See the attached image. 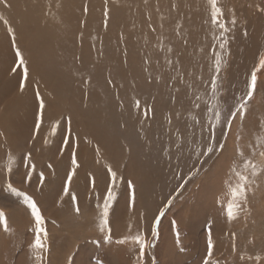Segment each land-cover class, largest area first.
<instances>
[{
	"label": "rangeland",
	"instance_id": "374dc122",
	"mask_svg": "<svg viewBox=\"0 0 264 264\" xmlns=\"http://www.w3.org/2000/svg\"><path fill=\"white\" fill-rule=\"evenodd\" d=\"M99 2L102 6L100 17L103 30L100 31L96 23L91 31L85 29V23L81 25L75 23L73 34L77 33L76 40L78 41V38L91 39V34L98 33L96 37L99 38L96 39L102 42L106 40L115 45V43L124 42L127 38L128 45L126 47L122 45L123 48L125 47L123 51L117 47L105 49L110 54L117 50L118 55L123 58V62L130 61L129 58L133 56L138 58L152 55L154 51L149 49L148 43L144 45L142 42L150 38L149 35L154 34L151 24L155 21H149L148 17L140 18L139 16L119 18L121 23L118 22V24L121 26L114 27L115 20L109 17L108 8L117 9L120 15V11L126 10L125 6L121 7L117 3L112 4L108 0ZM138 2L143 11H146L145 9L162 11L164 6L154 7L152 4L154 0L145 2L139 0ZM1 4L2 2H0ZM37 7L40 11H44L43 14H46V17L48 16L46 7L41 8L40 5ZM77 26L78 32L75 30ZM119 27L120 29H118ZM109 28L113 29L112 32L110 31L111 33H109ZM168 29L166 28V30ZM131 33L133 36L128 37ZM155 33L157 41L161 32L157 29ZM260 36H264V30L260 32ZM133 40L137 43L132 45L131 41ZM77 41H72L71 44H74L78 50L84 48L85 45L80 43V40ZM114 41L116 42L114 43ZM23 43L26 42L23 41ZM87 45L90 46L89 48L85 46L87 56H91V53L104 54L99 52V48L92 43ZM260 45V53L253 61L251 70L254 66L258 67L259 58L264 57V37L263 40L261 38ZM17 46L19 47L15 38V44L11 41L8 43L11 55L10 53L4 55L3 52H0V133H4L0 136V211L5 214L7 219V229H5L3 220H0V264H40L36 260V256L41 255L39 250L31 247L34 242L35 225L34 219L30 215V209L23 203L22 198H18L8 191L6 185L9 182L13 187L33 196L42 209L46 221L44 227L48 233L47 239L44 240L46 248L42 253L44 257L42 264H135L133 258L137 255L138 246L134 244L133 236L137 229L141 232L149 231L154 226V217L161 210L165 212V215L160 218L159 234L152 241L155 247L146 253V256H154L159 264H202L207 250L209 231L215 245L213 259L219 261V264H264V172H261L258 177H252L250 170H246L243 164L245 158L253 159L256 163L264 160L258 155L252 156L251 152L253 148L257 153L264 151V117L258 118L259 122L254 124H251L252 121H248L255 117L250 120L243 119V122L241 119L235 120L231 132L226 133L223 138L218 131L216 139L219 143L225 144V149L221 152L217 148L211 158H208L207 155H199L206 147V138L204 146L198 141H188L189 143L185 142L183 148L180 147V144L177 152L176 148L173 150L169 147H165L161 152L160 135L163 139L164 130H168V132L171 130L172 133L182 130L181 124L177 126L175 123L172 125L166 123L168 125L166 126L160 121L159 125H155L154 128L148 123L151 128L146 124L143 125V130L139 131L124 114L127 111L125 107L129 105V112H133L135 115V103L127 98L124 92H120V94L107 92L106 100L108 102L110 99V101L107 104L105 102L101 109L105 112L106 119L112 120L113 125L110 134H106V137L99 141L96 136L100 135L96 134L94 129L88 128L89 126L82 124L83 129H80V133L78 132L77 129L81 126L79 122L84 116L76 115L75 105L71 103L69 93H65L63 84L47 86V88H52H48V90L44 87V77L38 76L39 73H36L38 69L31 64V58H34L36 62L38 58L45 55L42 52L43 49L26 50L25 60L28 64L27 59H30L31 64L29 66L30 85L28 84L23 92L20 91L22 69L17 68L16 71H13L15 65L19 63L15 56ZM89 59V57H84L85 61ZM45 65L53 66L50 59ZM102 65L106 66L103 63ZM226 76L227 83L232 77V72H228ZM66 77L62 80L70 83L68 80H71V77ZM226 83L223 86L224 89H226ZM261 84L263 86L257 90V94L251 103L249 102L248 107L256 104V108L258 106L261 111H264V75L260 76L259 85ZM80 89H84V85L80 83L77 84V87H73L74 91ZM37 90L45 98L48 107L45 110V121L40 133L35 139H32L38 109ZM2 91L7 93H2ZM245 92L246 85L240 95L238 93L236 97L244 95ZM86 96H92V94L86 93L80 98L82 97L83 100ZM90 98L88 101L93 102L92 97ZM255 99L257 100L254 102ZM166 111L164 107L158 113L165 115ZM178 114L174 113V117ZM62 115H71L73 118L70 140L65 133L66 125L60 119ZM222 118L221 115V123H223ZM197 119L200 120V118ZM144 127L146 128L144 129ZM157 127L159 129H156ZM187 129L196 131L193 121ZM90 136L93 139H90ZM44 140L48 142L44 143ZM64 140L71 143L67 155L62 154L65 149ZM73 141L78 144V147L73 144ZM100 142H103L102 145ZM148 142H151L148 144L149 146L145 144ZM97 147L99 148L98 152ZM171 147L175 146L171 145ZM105 149L106 152H104ZM112 149L113 151H110ZM140 150L141 152L136 155V152ZM29 151L32 152L31 159L26 155ZM72 151L76 152L80 164L74 176L78 180L73 185L79 189V193L76 194L72 190L70 193L79 200L81 207L79 215L73 210L76 201L70 200L68 196H63L61 199L66 176L73 167L71 164ZM240 151H243V157L239 155ZM109 152L111 153L109 154ZM159 152L162 153L161 156ZM63 156H65L64 163L61 159ZM160 160L166 162V170H168V172L166 171L167 175H163V177L155 175L164 168L157 165ZM31 164L35 165L34 171L30 170ZM49 164L52 166L51 168L48 167ZM108 167L116 170L118 175L117 186L113 188L118 199L114 200L110 207L109 216L111 240L107 238V228L103 231L100 228L102 208H97V204L102 206L106 199L105 192L109 186V177L106 172ZM196 169H199L198 174L194 175L181 188L180 185ZM41 172L46 178L42 182L38 179V174ZM172 172L173 174H171ZM153 173L156 176L155 180L152 179ZM236 173L249 175L250 179L254 180V184L249 186L248 203L243 208L233 209L236 218H229L227 205L232 202L231 189L240 183ZM26 175H30L29 181L25 180ZM90 177H95V187L90 186ZM157 178L162 179L156 182ZM128 180H131L136 186L134 208L130 207L128 202L129 188L126 183ZM170 199L172 200L171 206L168 205ZM177 233H179L178 237ZM125 238L128 239L126 245L118 243ZM149 239H151L150 236ZM49 245L50 251L48 250Z\"/></svg>",
	"mask_w": 264,
	"mask_h": 264
},
{
	"label": "bare ground",
	"instance_id": "6f19581e",
	"mask_svg": "<svg viewBox=\"0 0 264 264\" xmlns=\"http://www.w3.org/2000/svg\"><path fill=\"white\" fill-rule=\"evenodd\" d=\"M99 1L100 0H7V3L11 5L10 8L5 7L4 3L0 5V52H3L4 55L11 52L8 47V43L10 41L12 42V33L8 31L9 27L14 29L16 42L24 56L26 55V50H44H42V52H44L43 54L45 55L42 58H38L36 62L34 58H31V64L38 69V72H36L39 73L38 76L41 75L42 78L44 77L45 84H43L47 90L49 88H47V86L53 87V84L55 86H59L60 84L64 85L66 90L65 93L70 94H68L69 99L71 103L75 105L77 110L76 115L84 116L79 122V124H81L77 129L79 133L84 125L94 129L95 133L100 135L96 136V139L99 141H102L103 138L106 137V134L109 135L113 122L110 119H106L105 112L101 107L105 102L107 104L110 101V99H108V102L106 100L107 92H118V94L124 92L127 98L131 99L134 103L139 100L141 108L146 105L149 109H152L148 117L145 118L139 109L136 108L134 110L136 117L133 112H129V105L125 107L127 108L126 113H124L125 116L135 124V127L138 128L139 131L143 128V125H148V123L151 124L152 128H154L155 125L158 126L160 121L168 126L166 124L168 123V117L172 119L170 125L175 123V125L178 126L181 124L180 128L182 130H178L176 133H172L171 130L169 132L168 130H164L165 136L163 139L162 135H160L159 145L161 152L165 147H169L173 150L176 148L177 152L179 150L177 146L178 143L179 146L181 144L180 147L183 148L185 142L188 141H198L204 146L207 133L205 132V138L201 139L199 127H196V131H188L187 127L189 128V124L193 121L192 117L195 113L186 111L185 109L188 108L187 97L193 96L194 93L202 95L209 105L214 103L210 98V93L205 95L203 87H200L198 84L201 75L207 80L210 72V61L208 57L212 54V49H216L218 46V37L216 40H213V33L210 25L205 23L208 19L207 0H154L152 3L154 7L164 5L162 11H157L156 9H145L146 11H143L140 8L142 6H140L138 2L139 0H108L112 4L117 3V5L121 7L125 6L126 9L125 11H120L119 15L117 9L113 7L108 8L107 13L110 15L109 17L115 20V22L112 21L114 27H118V25L121 26L118 24V22H120L119 18H135L139 16L140 18L148 17L147 19H149V21H155L151 24L152 26L150 25L152 31L153 29H158L161 32L158 35L159 40L156 41L155 36L157 35L154 31L153 35H149L150 38L142 42L144 45L148 43L149 49L154 51L152 55H144L138 58L134 56L128 57L130 61L126 60V62H123V58L118 55L117 50L110 54L105 49L117 47L123 51L126 45H128L127 38L124 42L115 43L116 40L114 41L115 45H113L112 42L108 43L106 40L102 42L96 39L99 38L96 37L98 33L91 34V39L78 38V41L75 36L77 33L75 35L73 34L75 23H79L80 25L85 23V29L90 31L96 23L100 31L103 30V25L101 23L102 18L100 17L102 6ZM128 1H130L129 4ZM143 1L145 2L148 0ZM133 4L135 5L133 6ZM220 4L224 7L225 18H228L231 11L234 10L235 18L238 21L234 33L236 38L230 45L231 55L227 57V63L223 64L221 72L223 86L226 83V74L232 72L230 81L226 83V89L223 88L221 90V94L227 97L228 102L227 104H223L219 100L215 101L220 102L222 108H227L228 105L236 103V100L232 99V97L238 96V93L240 95L243 91L246 85L245 82L251 71V65H253V61L260 53L261 38L263 40L264 37L260 36V32L264 30V13H261L259 9L264 8V0H220ZM37 5H40L41 8H47V17L45 16L46 14H43L44 11L39 10ZM5 20L8 21V24L4 23ZM166 28L169 29L166 30ZM245 28L249 31L247 38L242 35ZM109 29V33H111L113 29ZM118 29H120V27ZM75 30L78 32V26ZM87 35L88 34H86V36ZM122 36L124 35L122 34ZM132 36L133 33H131L130 36L128 35V37ZM79 40L80 43H83L86 47L88 43H92V45L99 48V52H103L104 54H100V56L99 53H91V56H87L85 46H83L84 48L81 50H78L74 44H71L72 41L79 42ZM185 40L187 43H184ZM23 41L26 43H23ZM74 43L76 44V42ZM136 43L137 41L135 40L131 41L132 45ZM138 44L140 45V43ZM122 45H125V47L123 48ZM73 46L75 47L74 49L72 48ZM89 47L90 46H88V48ZM127 48H129V46H127ZM168 48H172L175 55L167 52ZM45 49H47V51H45ZM84 57H89L90 59L85 61ZM166 58L173 60L175 69L167 64ZM49 59L52 62V67L45 65ZM177 59H179L180 63H175ZM27 61L29 67L31 65L30 59H27ZM102 63L106 66H103ZM225 65H227V67H225ZM45 66L48 69H46ZM177 69L179 70L178 76L176 72ZM66 76L71 77V80H68L70 83L62 80ZM172 77H175V79ZM109 81H111V83H109ZM79 83L84 85V89L74 91L73 87H77ZM186 84L195 86L186 89ZM262 86L263 84L259 85L258 89ZM174 89H179V91H175ZM3 92L7 93L6 91H2V93ZM86 93H91L92 96H86L82 100L80 96H85ZM90 97H92L93 102L88 101V99H91ZM256 100L257 99H255L254 102ZM84 105H87V107L85 108ZM164 107L167 110L166 114L168 113L166 117V114L161 115L158 113L162 108L164 109ZM257 108L256 104L248 107L247 119L250 120L252 117H255L248 121H252L251 124L257 121L259 122L260 119L258 118L264 117V111H261L258 106ZM174 113L179 114L174 117ZM258 113L260 114L257 116ZM207 115H210V113H206L205 116H197L205 126L207 123L205 117ZM226 115L227 112L222 111V116L224 117ZM150 124L148 126L151 128ZM145 128L146 127H144V129ZM156 129H159V127ZM72 130L73 129H71V131ZM193 132L196 133L195 136L192 135ZM217 132L216 136L218 137ZM92 134L94 135V133ZM153 138L156 140L155 137ZM90 139H93V137L91 138L90 136ZM150 143L151 142L145 144L148 145ZM70 145L71 143H68V146L63 149V155L69 153ZM171 145L175 147L172 148ZM110 151H113V149ZM104 152H106V149ZM140 152L141 150L137 151L136 155ZM110 153L111 152H109V154ZM161 154L162 153L159 152L160 156ZM61 159L62 163H64L65 156ZM158 163L157 165H161L164 168L155 175H157V177L167 175L168 170H166V162L160 160ZM171 174H173V172ZM155 175L153 173V180H155ZM161 179L162 178H157L156 182L158 180L161 181ZM77 180L78 179L74 177L70 187V190L76 194L79 193V189L73 185ZM61 219H63V217H61Z\"/></svg>",
	"mask_w": 264,
	"mask_h": 264
},
{
	"label": "snow or ice",
	"instance_id": "6c2138e0",
	"mask_svg": "<svg viewBox=\"0 0 264 264\" xmlns=\"http://www.w3.org/2000/svg\"><path fill=\"white\" fill-rule=\"evenodd\" d=\"M0 2L5 4V7H11L10 4L7 3V0H0ZM208 5V19L205 21L206 24L210 25L211 31L213 33V40H216L218 37V46L216 49H212V54L208 57L210 64V72L208 75L207 80L201 75L199 78V86L203 87L205 95L210 93V98L214 101L211 105L208 104L207 100L203 98L202 95L193 94V96H188V108H186V111L194 112L195 115H193V127H199L200 128V136L201 139L205 138V132L207 133L206 136V147L204 151L199 153V155H207L208 158H211L212 155L215 154V151L217 148L220 149L221 152L225 149V144L219 143V141L216 139V132L219 131L221 134V137H225L226 133H230L232 129V125L235 120L241 119L243 122V119L247 118L248 114V104L251 102L255 95L257 94L258 85L260 81V76L264 75V57H260L258 61V67L254 66L253 69L250 71L249 76L245 82L246 84V92L244 95L236 98L232 97V99L236 100L235 104L228 105L227 108H222L221 103L227 104V97L225 95L221 94V90L223 89V77L221 76L222 72V66L223 64L227 63V57L231 55V49L230 45L233 40H235V26L237 25L238 21L235 18V12L234 10L231 11V14L228 18H225V11L224 7L220 4V0H207ZM259 11L261 13H264V8H260ZM5 24H8V21H4ZM8 31L12 33L11 40L12 43L15 44V31L13 28L9 27ZM155 31V29H153ZM242 35L244 37L248 36V31L245 28L242 32ZM184 43H187L185 40ZM222 50V53H221ZM167 52L172 53L175 55V52L172 48H168ZM15 56L18 59L19 63L15 65L13 68V71H16L17 68L22 69V75L19 83V89L21 92L25 90V88L29 84V67L25 60L24 54L20 50V48L17 46L15 49ZM167 64L175 69V64L172 59L166 58ZM175 63H180L179 59L175 61ZM177 76L179 75V70H176ZM175 79V77H172ZM111 83V81H109ZM195 85L192 84H186L187 88H192ZM175 91H179V89H174ZM51 95V93H49ZM36 97L38 99V109H37V115L35 120V125L32 133V139H35L37 135L40 133V129L45 121V110L48 107V105L45 102V98L40 95L39 91H36ZM220 102H215V101ZM135 106L137 109H139L142 112V115L147 118L149 113L152 111V109H149L146 105L141 108L140 101H135ZM86 108L87 105H84ZM222 111H226L227 115L223 117V123H221V115ZM206 113H210V115H207L205 118L207 120V125L201 123V120L197 119V116H205ZM65 125V133L68 136V139H71V124H72V116L71 115H62L61 118ZM168 123H172L171 117H168ZM4 135V133H0V136ZM193 136L196 135L195 132L192 133ZM47 140H44V143H47ZM73 144L78 147V144L73 141ZM63 146H68V140L63 141ZM179 147V143L177 145ZM97 152L99 151V148L97 147ZM252 156H259L264 158V151H259L257 153L256 149H251ZM27 157L31 159L32 152L29 151L26 153ZM240 156H244L243 151L239 152ZM71 164L73 167L71 168L69 174L66 176L65 182H64V188H63V195L61 196V199H63V196H68L70 200L76 201L74 205V212L79 215L81 213V207L79 204V200L76 196L71 195L70 193V187L73 181L74 176L76 175V169L80 167L79 161L77 160L76 152H71ZM243 164L246 170H250L252 177H258L261 172H264V160H261L259 163H256L253 161V159L245 158L243 160ZM30 170H35V165L31 164ZM49 168L52 166L49 164ZM106 172L109 177V186L106 189L105 196L106 199L104 200L102 206L100 204H97V208H102L101 210V224L100 228L103 231L105 228H107V238L111 240V227H110V207L112 206L114 200L118 199V197L114 194L113 188L117 186L116 182L118 179L117 171L113 170L112 167H108L106 169ZM199 169H196L194 172L190 173L188 178L184 181L183 184L180 185L181 188L184 187V184H186L189 180L193 178L194 175L198 174ZM236 175L239 177L240 183L231 189V196H232V202L228 203L227 205V215L229 218H236L233 213V209H240L243 208L245 204L248 203L249 199V186L254 184V180L250 179L249 175H244L240 173H236ZM38 179L42 182L46 178L44 177L43 173L38 174ZM26 181L30 180V175H26L25 177ZM123 182V180H122ZM128 188H129V195H128V202L130 207H135V201H136V186L131 181L128 180L127 182ZM7 189L10 193L14 194L18 198H22L23 203L27 205V208L30 209V215L34 219V225H35V231H34V242L31 245L36 250H39L41 255L36 256V260L42 264L43 262V251L46 248V245L44 243V240L47 239L48 233L46 228L44 227L46 221L44 218V215L42 213L41 207L38 205L36 199L33 198V196L28 195L27 193L17 189L16 187H13L12 183H7ZM90 186L95 187V177H90ZM254 194V193H253ZM172 200L170 199L168 201V205L171 206ZM250 211V209H249ZM165 215V212L161 210L159 214L154 217L153 220V227L149 229L147 232H141L139 229H137L136 233L133 236V242L135 245L138 246V252L137 255L133 258L135 260V264H159V262L155 259L154 256H146V253L154 249L155 244L152 242L155 240V238L158 236V226L160 224V218ZM0 220H3L5 229H7V219L5 217V214L0 211ZM55 223V221H53ZM149 236L151 239H149ZM179 236V233H177V237ZM234 236V234H233ZM121 245H126L128 243V239H122L118 241ZM214 243L211 238V232L209 231L208 234V240H207V250L206 254L202 260V264H219V261L213 259L214 256ZM235 247V246H233ZM48 250L50 251V245L48 246ZM251 259V257H248ZM241 259H244V257H241Z\"/></svg>",
	"mask_w": 264,
	"mask_h": 264
}]
</instances>
